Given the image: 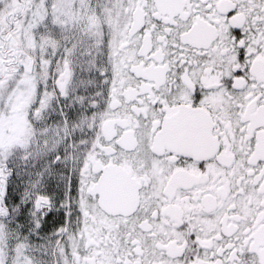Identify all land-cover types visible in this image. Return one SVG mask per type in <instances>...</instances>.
Listing matches in <instances>:
<instances>
[{
	"label": "snow or ice",
	"instance_id": "1",
	"mask_svg": "<svg viewBox=\"0 0 264 264\" xmlns=\"http://www.w3.org/2000/svg\"><path fill=\"white\" fill-rule=\"evenodd\" d=\"M0 264H264V0H0Z\"/></svg>",
	"mask_w": 264,
	"mask_h": 264
}]
</instances>
